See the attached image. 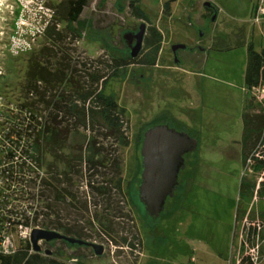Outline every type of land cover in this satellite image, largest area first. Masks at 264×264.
<instances>
[{
    "label": "rangeland",
    "instance_id": "rangeland-1",
    "mask_svg": "<svg viewBox=\"0 0 264 264\" xmlns=\"http://www.w3.org/2000/svg\"><path fill=\"white\" fill-rule=\"evenodd\" d=\"M59 1L0 3L1 123L9 119L6 110L19 103L29 60L46 44L43 30ZM208 2L217 9L215 20L205 8ZM164 3L142 0L147 19L138 20L130 13L129 0H91L81 25L73 26L81 39L70 45V54L83 61L122 53L130 57L132 49L123 36L137 32L143 23L157 28L163 43L156 66L121 69L105 88L127 110L131 139L121 152L127 216L114 219L117 234L106 233L97 221L87 225L88 240L106 248L102 256L86 248L66 250L59 243L42 247L78 264H264V173L250 169L243 123L248 112L264 115V94L245 85L249 47L264 49V17L257 22L253 13L261 0H178L170 15L163 13ZM179 44L186 49L179 52L176 64L172 47ZM142 74L146 81L140 79ZM158 123L190 133L199 148L186 157L175 196L160 218L151 220L132 183L140 174L144 133ZM88 138L75 135L73 145ZM261 150L258 143L254 151ZM5 178L0 171L6 201L12 192L4 190ZM0 204V228L6 223L19 246L25 228L9 227L8 219L12 212L17 217L22 206L14 195L7 208ZM102 210L89 205L91 217ZM122 236L130 241L137 236L141 245L133 252L122 248Z\"/></svg>",
    "mask_w": 264,
    "mask_h": 264
},
{
    "label": "trees",
    "instance_id": "trees-1",
    "mask_svg": "<svg viewBox=\"0 0 264 264\" xmlns=\"http://www.w3.org/2000/svg\"><path fill=\"white\" fill-rule=\"evenodd\" d=\"M141 1L129 0V10L134 18L146 20ZM177 1L165 0L163 13L170 15ZM90 2L60 0L51 8V21L43 30L46 44L29 60L19 103L8 108L9 119L0 122V171L6 177L4 190L12 192L5 201L0 188V203L7 208L14 195L22 206L17 217L12 212L9 227L40 228L87 239V225L95 221L106 233L116 235L114 219L124 215L127 193L121 152L131 145L129 120L127 110L105 88L121 69L156 66L163 35L149 27L137 59L122 53L83 61L70 54V45L81 39L73 26L81 25L80 17ZM61 24L66 28L61 29ZM245 85L249 91L264 87V49L258 52L253 45L248 50ZM243 123L250 169L262 175L264 150L254 148L258 143L264 147V115L248 112ZM81 133L89 137L87 142L73 145V136ZM90 204L103 212L91 217ZM0 229H6V223ZM118 244L133 252L141 242L137 236L131 241L122 236ZM0 264L78 263H68L54 251L50 256L35 253L29 240H21L15 252L0 253Z\"/></svg>",
    "mask_w": 264,
    "mask_h": 264
},
{
    "label": "water",
    "instance_id": "water-1",
    "mask_svg": "<svg viewBox=\"0 0 264 264\" xmlns=\"http://www.w3.org/2000/svg\"><path fill=\"white\" fill-rule=\"evenodd\" d=\"M206 7H214L212 3H206ZM216 14L213 16L215 20ZM147 25L143 23L139 31L134 34H124V40L128 44L136 41L132 56L136 57L143 48L145 30ZM185 45H174L173 52L185 50ZM175 62L179 64L178 59ZM198 148V141L187 132L173 129L168 124H157L149 127L144 133L141 157L142 173L141 183L138 189V199L151 220H157L165 211L166 202L173 198L179 186V175L185 168V156L193 153ZM29 241L35 253L52 255V251L44 250L42 244H55L67 242L75 247H90L96 256L104 254V246L86 242L76 238L67 237L63 233L34 228L31 231Z\"/></svg>",
    "mask_w": 264,
    "mask_h": 264
},
{
    "label": "flooded vegetation",
    "instance_id": "flooded-vegetation-1",
    "mask_svg": "<svg viewBox=\"0 0 264 264\" xmlns=\"http://www.w3.org/2000/svg\"><path fill=\"white\" fill-rule=\"evenodd\" d=\"M205 5H206V4H205ZM205 8L208 9V11L212 14V15H211L212 17H213L215 14H217V9H216L215 6H214V7H210V8L205 6ZM253 8H254V9H253V12H254L256 6L253 7ZM139 29H140V28H139ZM148 30H149V27H146V30H145V37H146V35H147ZM138 31H139V30H138ZM138 31H137V32H138ZM137 32H132V33L136 34ZM145 37H144V42H145ZM144 42H143V48H144ZM125 43H126V46H127L128 48L133 49V47H134L136 41L133 40V43H131V44H128L127 42H125ZM143 48H142L141 52L143 51ZM180 51H181V50L177 51V53H174V52H173V47H172V55H173V59H174V60L177 58L178 61H179V52H180ZM141 52H140L136 57H133L132 54L130 55V57H131L132 59H137V58L139 57V55L141 54ZM179 62H180V61H179ZM175 63H176V62H175ZM176 64H177V63H176ZM131 66H133V65H131ZM150 78H152V77H150ZM140 79L143 80V81H146V80H145V75L142 74L141 77H140ZM141 80L138 81V82L141 83V82H142ZM160 124H161V123H160ZM164 124H166V123H164ZM156 125H157V124H156ZM188 134H189L192 138L196 139V138L193 137L190 133H188ZM196 140H197V139H196ZM197 141H198V140H197ZM198 148H199V143H198ZM198 148H197V149H198ZM196 151H197V150H196ZM196 151H195V152H196ZM193 153H194V152H193ZM189 155H192V153H189V154H187V155L185 156V167H186V157L189 156ZM184 170H185V168H184ZM184 170L181 172V174L184 172ZM141 173H142V157H141V169H140L139 177H137L136 181H135L134 183H132L133 187H137V194H138L139 185H140V183H141ZM181 174L179 175V179H180ZM179 185H180V181H179ZM178 187H179V186H178ZM171 199H173V198H169V199L167 200V202H166V206H165V209H166V207L168 206V204H169V202H170ZM88 234H89V236H91V235H90V232H88ZM64 235H66V234H64ZM66 236H67V237H71V238L79 239V238L74 237V236H68V235H66ZM88 239H89V238H87V239H79V240H84V241H86V242H90ZM63 243H64V246H65V249H66V250H72V251H74V250H76V249L86 248V249H88V250H91V252H93V253L95 254L94 250H93L92 248H90V247H78V246L73 247V246H71V245H70L69 243H67V242H63ZM91 243H95V242H91ZM101 245H102V244H101ZM103 246H104V245H103ZM105 251H106V248H105V246H104V253H105Z\"/></svg>",
    "mask_w": 264,
    "mask_h": 264
},
{
    "label": "built area",
    "instance_id": "built-area-1",
    "mask_svg": "<svg viewBox=\"0 0 264 264\" xmlns=\"http://www.w3.org/2000/svg\"><path fill=\"white\" fill-rule=\"evenodd\" d=\"M264 0H261V3L256 6L254 10L255 20L260 21V18L264 17ZM256 90H261L264 94V87ZM264 96V95H263ZM24 228V227H20ZM33 228H25V231L20 232V240H29L30 234ZM18 248V245L15 244L13 238L9 235L6 229H0V253L10 254L15 252Z\"/></svg>",
    "mask_w": 264,
    "mask_h": 264
},
{
    "label": "bare ground",
    "instance_id": "bare-ground-1",
    "mask_svg": "<svg viewBox=\"0 0 264 264\" xmlns=\"http://www.w3.org/2000/svg\"><path fill=\"white\" fill-rule=\"evenodd\" d=\"M2 0H0V3H1Z\"/></svg>",
    "mask_w": 264,
    "mask_h": 264
}]
</instances>
